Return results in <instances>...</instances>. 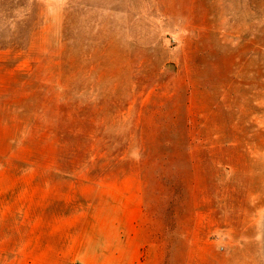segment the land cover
I'll list each match as a JSON object with an SVG mask.
<instances>
[{
    "label": "rangeland",
    "instance_id": "obj_1",
    "mask_svg": "<svg viewBox=\"0 0 264 264\" xmlns=\"http://www.w3.org/2000/svg\"><path fill=\"white\" fill-rule=\"evenodd\" d=\"M44 200L144 264H264V0H0V264H79L29 257Z\"/></svg>",
    "mask_w": 264,
    "mask_h": 264
},
{
    "label": "crops",
    "instance_id": "obj_2",
    "mask_svg": "<svg viewBox=\"0 0 264 264\" xmlns=\"http://www.w3.org/2000/svg\"><path fill=\"white\" fill-rule=\"evenodd\" d=\"M33 207L24 219L29 245H38L37 250L29 252L30 258L59 261L69 255L79 264H144L141 258L145 245L136 221H98V229L83 242L79 220H67L64 227L58 204L44 200Z\"/></svg>",
    "mask_w": 264,
    "mask_h": 264
},
{
    "label": "trees",
    "instance_id": "obj_3",
    "mask_svg": "<svg viewBox=\"0 0 264 264\" xmlns=\"http://www.w3.org/2000/svg\"><path fill=\"white\" fill-rule=\"evenodd\" d=\"M168 161H169V159H165L163 163H167ZM227 165L230 167L229 164H227ZM163 168H164V166H163Z\"/></svg>",
    "mask_w": 264,
    "mask_h": 264
}]
</instances>
